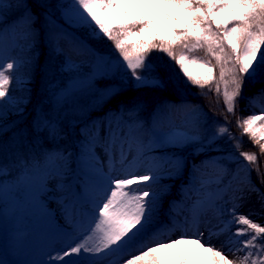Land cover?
Listing matches in <instances>:
<instances>
[{"label":"snow or ice","instance_id":"snow-or-ice-1","mask_svg":"<svg viewBox=\"0 0 264 264\" xmlns=\"http://www.w3.org/2000/svg\"><path fill=\"white\" fill-rule=\"evenodd\" d=\"M61 6L67 8L69 22L90 29L95 38L111 41L140 84L145 80L137 70L146 69L148 55L157 50L175 62L186 83L209 91L215 85L216 93L221 92L222 84L227 112L234 113L244 80L264 76V0H71ZM200 49L212 59L192 55ZM16 69L13 62L0 65V101L10 98L13 78L6 73ZM156 83L159 86L162 81ZM238 127L264 154V107L260 115L239 121ZM218 134H228V129L220 127ZM240 155L248 162L244 170L250 186L238 189L234 200L243 201L256 193L264 210V191L250 184L249 165L256 164L258 156L254 152ZM126 160L121 153L120 165ZM176 165L180 167L179 161ZM100 175L103 184L92 209V235L49 254L46 264H264V226L238 214L239 203H233L230 219L220 218L221 211L216 224L206 222L209 237L228 235V243L219 248L211 239L205 241L198 228L167 241L158 234L145 238L160 199L152 190L159 176L117 168L114 158L106 173L100 169ZM199 222L197 214L193 224ZM234 225L244 227L232 231ZM93 238L95 243L90 244ZM81 254L91 259H71Z\"/></svg>","mask_w":264,"mask_h":264},{"label":"rangeland","instance_id":"rangeland-1","mask_svg":"<svg viewBox=\"0 0 264 264\" xmlns=\"http://www.w3.org/2000/svg\"><path fill=\"white\" fill-rule=\"evenodd\" d=\"M11 1L18 0H0V8L2 3ZM22 7L24 13L20 19L21 24L18 22L0 26V65L17 63L19 57L28 54L21 45L30 31L34 14L27 4ZM43 21L48 35L59 44L58 52L62 62L61 67L50 75L48 93L55 100L69 95V115L86 116L118 87L116 83L107 81L98 86L93 83L94 79L99 76L120 77L122 69L126 68L125 63L119 55L93 48L68 26L70 22L65 14L64 21H57L51 16H45ZM80 59L83 60L81 73H72L62 68ZM139 71L149 73L151 67L147 63V68ZM261 97L255 104L257 115L261 114V108L264 107V94ZM21 120L16 118L0 124V136ZM116 122L115 118L109 120L107 129L111 132L114 128L112 134L106 142L92 144L88 152L76 153L66 147L52 154L42 164H23L22 172L10 173L7 164L0 167V264H10L6 258L13 264H46L49 254L62 251L69 245L74 246L86 236H91L89 226L95 227L91 223L94 200L103 184L100 169L106 173L113 158L117 168L127 167L138 174L152 172L167 175L183 172L186 162L181 155L168 154L156 161L143 153L148 146L160 144V140L156 135L148 134L146 145L134 141V125L143 123L141 117L134 121L126 119L118 127ZM45 123L50 125V120ZM227 125V121L214 118L207 125L206 131L213 137L218 134L220 127L227 128ZM140 135L144 137L146 134L143 132ZM121 153L127 157L124 166L119 163ZM177 161L180 167H177ZM246 165L248 163L240 161L230 171L216 158L204 157L201 164L191 168L186 178L177 182L181 191L179 199H168L164 206L159 199L145 238L158 234L160 239L167 241L176 239L184 232H195L198 228L203 232L205 241L211 239V243L219 248L221 244L228 243V235L209 237L206 222L216 224L221 211L223 215L220 218L230 219L229 212L233 203L240 205L237 207L238 214L248 215L254 222L264 226V210L261 209L258 194L251 193L243 201L234 200L238 189L250 186L245 176ZM226 175L228 179H225ZM167 184L166 180L159 178L152 184V190L160 196ZM197 214L200 222L194 225L193 220ZM166 215L168 217L164 218ZM239 227L244 226L234 225L232 231ZM91 243H95V238ZM71 259L87 261L91 257L81 254Z\"/></svg>","mask_w":264,"mask_h":264},{"label":"trees","instance_id":"trees-1","mask_svg":"<svg viewBox=\"0 0 264 264\" xmlns=\"http://www.w3.org/2000/svg\"><path fill=\"white\" fill-rule=\"evenodd\" d=\"M70 3L71 0H18L2 3L0 26L18 22L21 24L23 4L31 8L34 17L30 31L21 45L28 54L18 58V69L6 73L13 81L9 85L10 98L0 101V124L16 118L22 120L0 136V167L7 164L10 173L22 172L23 164H42L52 154L66 147L77 153L90 151L92 144L107 141L110 135L107 127L111 118H116L120 123L126 118L134 121L141 117L143 123L134 126L135 142H144L146 145L148 134L151 133L157 134L160 139V144L148 146L143 153L156 161L168 154L181 155L186 162L183 172L158 175L168 182L160 194L161 205L166 204L168 199L180 197L177 182L186 178L191 168L201 164L206 156L216 158L233 171L238 162L248 163L240 155L241 152L256 153L258 160L256 164L250 165V178L264 191V183L261 182L264 180V154L238 127L239 121L258 114L255 104L264 94V76L244 80L242 95L237 98L235 111L228 113L223 100L222 84L221 92L216 93L215 85H211L212 90L209 91L208 88L200 89L186 83V78L175 62L167 54L154 50L147 57L151 71L142 73L137 70L144 76L143 84L138 83L127 68L122 69V75H119L121 78L96 77L93 81L95 85L102 86L107 81L116 83L118 87L107 99L96 104L88 115H69L70 96L55 100L48 93L50 75L61 67L62 62L58 52L59 44L48 35L43 20L45 16H51L57 21H64L67 8L61 5ZM67 24L96 50L119 55L107 38H95L90 29L74 22ZM192 55L212 59L203 49ZM212 63L215 61L212 60ZM62 68L72 73H81L83 60L71 61ZM157 79L162 81L159 86ZM214 118L228 122V134L208 135L207 125ZM46 120H50V125H46ZM173 124L177 128L175 125L172 127ZM143 132L146 135L140 137Z\"/></svg>","mask_w":264,"mask_h":264},{"label":"bare ground","instance_id":"bare-ground-1","mask_svg":"<svg viewBox=\"0 0 264 264\" xmlns=\"http://www.w3.org/2000/svg\"><path fill=\"white\" fill-rule=\"evenodd\" d=\"M6 260H7V261H9V262H10V264H13V263H12L10 260H8L7 258H6Z\"/></svg>","mask_w":264,"mask_h":264}]
</instances>
